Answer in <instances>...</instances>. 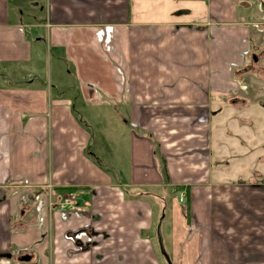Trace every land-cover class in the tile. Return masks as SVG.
I'll return each mask as SVG.
<instances>
[{"label":"crops","instance_id":"obj_1","mask_svg":"<svg viewBox=\"0 0 264 264\" xmlns=\"http://www.w3.org/2000/svg\"><path fill=\"white\" fill-rule=\"evenodd\" d=\"M38 2L26 13L0 0V255L21 248L39 264L58 256L75 264H167L155 242L164 206L171 210L161 234L172 264L263 257L264 158L248 132L240 142L226 125L246 104L238 79L261 51L249 3ZM242 8L250 9L245 17ZM47 54L74 76L75 99L52 96L34 73ZM77 99L83 111L126 115V182L116 183L91 154ZM65 188L79 189L76 216L49 210V194L59 203L55 192ZM76 230L86 232L80 243L91 238L90 250L68 238Z\"/></svg>","mask_w":264,"mask_h":264},{"label":"rangeland","instance_id":"obj_2","mask_svg":"<svg viewBox=\"0 0 264 264\" xmlns=\"http://www.w3.org/2000/svg\"><path fill=\"white\" fill-rule=\"evenodd\" d=\"M246 1L247 3H249L251 9V12L250 9H248L251 13L250 18L253 17V20L254 22H256L258 27V29L256 28V30L259 31V33L257 32L256 34H254V42H256V46H261V51H253L259 58L258 61L254 62L253 60H250L249 64L252 71L250 70L249 74L238 79V85L241 88L239 96L246 100L247 105H239L240 107H242L241 110H236L235 112H233L234 115H231L230 112L228 114H224V117L228 118L230 115L233 117V120L226 125L230 128L231 132L234 133V137L237 141L242 142L244 140L242 139L243 137L247 139V137L244 136L245 132H248L251 135V138L249 140L256 142L255 144H253V146H258L257 151L259 155L257 153L256 154L260 156L259 158L261 163L264 158V0ZM37 2V0H12L13 6L20 7V9L26 11V13H34L36 9H34V7H36ZM39 2L44 3L43 0H39ZM242 11L244 12V17L249 14V12H246V10L243 8ZM257 48L258 47H256V49ZM56 64L57 63H55V59L50 58V54H47L44 61L34 70V73L37 75L40 81L44 82L51 88V91L53 92L52 96L57 93L65 92L68 94V97H72V99H75L74 91L77 86L74 80V76L69 73L70 70L67 69L66 66L56 67ZM76 103V106L74 104L75 116L78 120L83 121L84 124L87 125L86 127L91 137V154L100 159L99 165L101 169H103L105 173L107 172L109 176H112L116 183L126 182L127 173L129 172L126 168L128 162L126 126H124L126 115L124 114L120 116L119 114H116L112 116L110 114L100 113V109L98 107L92 108L91 106H88L87 111H83L82 103L78 101V99L76 100ZM221 117L222 116H220V118H215L214 122L218 123L220 121H223L224 119ZM226 125L224 124L225 128H228L226 127ZM231 126H233L234 128H232ZM236 129L243 131V133L238 134L239 131H237ZM249 146L250 145L248 144L247 147ZM262 167V164H259L260 174H262L261 171L264 172ZM263 179L261 177L260 179H258V186L263 185ZM173 195H169V206L173 199ZM49 196V210L50 212H55L59 209L55 207V205H57L55 195L49 194ZM176 196L178 197V195ZM62 197H60V199ZM40 205V201L38 200V198H36L35 208L32 207L33 212H31L33 213L32 217L35 216L36 219H38L39 215L41 214ZM170 210L171 208L169 207L167 212L166 209L164 210V206H162L158 215L159 220L157 223V228L163 215L165 216V214L169 213ZM77 213L73 215L76 216ZM258 218L261 219V212L258 214ZM31 219V217H28V221L25 223H29ZM77 231L78 230H76V232ZM157 239L158 238H156L155 242H157ZM14 250L18 252V250H21V248H15L13 249V251ZM58 260L59 256L53 260L54 264L76 263L73 262L74 260H70V262ZM253 260L255 261L253 263H250L248 259H245L244 263L264 264V256L262 257L260 254L257 255L256 259ZM0 263L7 264V262L4 260L0 261Z\"/></svg>","mask_w":264,"mask_h":264},{"label":"flooded vegetation","instance_id":"obj_3","mask_svg":"<svg viewBox=\"0 0 264 264\" xmlns=\"http://www.w3.org/2000/svg\"><path fill=\"white\" fill-rule=\"evenodd\" d=\"M258 59L259 58L256 55L252 57V60L254 62H257ZM250 70L252 71L251 68ZM241 103H243V101ZM75 233L68 234V238H70L71 240H74V244L76 248L83 249L85 247V249L90 250L91 245L93 243L91 238L86 240V242L80 243L82 241L81 236L86 234V232L85 231H77V232L75 231ZM3 260L6 261L7 264H39L35 256L28 250L26 251L19 250L18 252H8L6 254L0 255V261H3Z\"/></svg>","mask_w":264,"mask_h":264},{"label":"built area","instance_id":"obj_4","mask_svg":"<svg viewBox=\"0 0 264 264\" xmlns=\"http://www.w3.org/2000/svg\"><path fill=\"white\" fill-rule=\"evenodd\" d=\"M185 194H182V198H180V202L184 203ZM55 207L59 208L58 211L62 213H79L81 211L80 207L77 204V197L75 194L69 193L64 194V196L59 200V203L55 205Z\"/></svg>","mask_w":264,"mask_h":264},{"label":"water","instance_id":"obj_5","mask_svg":"<svg viewBox=\"0 0 264 264\" xmlns=\"http://www.w3.org/2000/svg\"><path fill=\"white\" fill-rule=\"evenodd\" d=\"M164 220V215L160 220V223L158 225V242H159V248H160V252L163 256V258L165 259L167 264H172L169 255L167 254L165 248H164V243H163V238H162V234H161V223Z\"/></svg>","mask_w":264,"mask_h":264},{"label":"trees","instance_id":"obj_6","mask_svg":"<svg viewBox=\"0 0 264 264\" xmlns=\"http://www.w3.org/2000/svg\"><path fill=\"white\" fill-rule=\"evenodd\" d=\"M78 190H79L78 188H65V189H59L55 193H56V195L58 194L59 197H62L64 194H69V193L77 194ZM187 217H188V219L190 217L189 208L187 209Z\"/></svg>","mask_w":264,"mask_h":264}]
</instances>
